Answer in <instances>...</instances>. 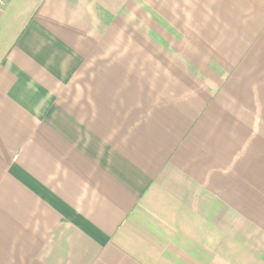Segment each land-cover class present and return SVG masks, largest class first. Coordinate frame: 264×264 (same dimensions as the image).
I'll use <instances>...</instances> for the list:
<instances>
[{
    "label": "crops",
    "instance_id": "1",
    "mask_svg": "<svg viewBox=\"0 0 264 264\" xmlns=\"http://www.w3.org/2000/svg\"><path fill=\"white\" fill-rule=\"evenodd\" d=\"M0 264H264V0H6Z\"/></svg>",
    "mask_w": 264,
    "mask_h": 264
},
{
    "label": "built area",
    "instance_id": "2",
    "mask_svg": "<svg viewBox=\"0 0 264 264\" xmlns=\"http://www.w3.org/2000/svg\"><path fill=\"white\" fill-rule=\"evenodd\" d=\"M6 0H0V9L2 8V6H4Z\"/></svg>",
    "mask_w": 264,
    "mask_h": 264
}]
</instances>
